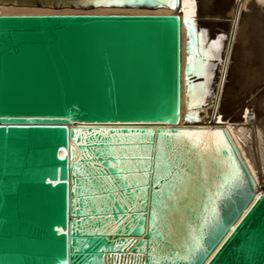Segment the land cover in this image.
Masks as SVG:
<instances>
[{
    "label": "water",
    "instance_id": "1",
    "mask_svg": "<svg viewBox=\"0 0 264 264\" xmlns=\"http://www.w3.org/2000/svg\"><path fill=\"white\" fill-rule=\"evenodd\" d=\"M178 1L0 0L84 11L0 14V264H264V189L226 128L205 146L180 125L182 24L187 121L211 41L177 14L85 13Z\"/></svg>",
    "mask_w": 264,
    "mask_h": 264
},
{
    "label": "bare ground",
    "instance_id": "2",
    "mask_svg": "<svg viewBox=\"0 0 264 264\" xmlns=\"http://www.w3.org/2000/svg\"><path fill=\"white\" fill-rule=\"evenodd\" d=\"M79 1L85 2L86 0H79ZM216 1L217 2H215V0H212L211 3H209L206 12L208 14L217 15L219 13L218 11V6H219L220 7L219 9H222L227 14V17L225 18L226 20L225 23L223 24H219L218 22L216 23V25H218L216 26L217 28L216 31L213 30L212 26H210L211 24L210 25L208 24V21L206 22L205 18L207 17V15H205V13L200 10L199 5H200V2H202V0H179L176 10H173L167 7L155 8L153 10L146 9V8L97 7V8H94L93 10L85 11V13L177 14L182 18L185 17V18L192 20L195 24L196 29H198L199 31L200 30L203 31L204 30L203 28L205 27L206 28L208 27V31L211 30V32L209 33V37L205 36L201 38L203 40L202 44L204 43L206 44L209 40L211 41L210 44L208 45V49L206 53L209 61L207 62L206 67H204V71L202 73L204 76V83L195 84L190 94V106L193 107L191 113L193 115L194 114L197 115V119H196L197 121H201V118H202L204 123L193 122L192 120L187 121L184 117L188 111L187 107L185 106L186 91H185V82H184V75H183V67L185 63V37L186 35H185V28L183 24L181 26V118H180V125L183 126V125L189 124L191 126H195L196 128L199 126L198 128L202 130L196 134H189V136H187L188 138L187 141H189L190 139H194V137L197 136L199 143L201 145L205 144V146L210 144L212 140L216 138H221V132H214V131L211 132L212 129H218L221 127L226 128L232 143L238 150V153L241 156L243 162L245 163L248 171L251 173L254 180L256 181L259 191H261L262 189H264V157H261L260 153L261 155H263L262 153L264 151L262 152V146L260 145L259 147L257 146L255 135H256V132L262 133V130L264 129L263 126H258V124L260 123L257 122L258 119L255 118V115L252 113L251 114L249 113L250 116H248V119H246V116L248 113L244 112V109L243 110L241 109L240 111H238L241 113H236L234 116H232L231 119L229 118L230 122L224 123V120L223 122H221L222 118H220V116L222 115V110H223L221 109L222 103H223V100H225L224 99L225 92L229 85V78H230L231 69L233 65V58H234L235 51H236V48H237V45H238V42L241 36L242 23L243 21H245V18H246V9L248 8L247 7L248 0H216ZM256 1L259 2V0H256ZM237 2H239L240 4L238 11H236ZM194 5H196L198 13L197 12L193 13L192 9L194 8H191V7H193ZM179 9H181V11H179ZM77 13H84V11L81 9L72 8V7L52 9L49 7H34V6H27V5H16V6L7 5L6 6L3 4H0V14L23 15V14H77ZM235 18H236V22L234 24V33L231 38L230 30L232 28V23ZM220 27H221V30H218V28ZM260 35L264 36V30L263 31L261 30ZM254 48H256L254 53H256L257 56L253 60L251 59V66H252V69L255 68L257 70L259 69L257 66H259L262 62H259L256 59L257 57H261L262 54H260V51L257 47H254ZM219 55H221L220 58H219ZM215 67H218V68L216 69ZM238 68L236 67L237 70ZM215 69L218 70V73L216 74L217 76L215 75L216 78L213 79ZM236 69L234 68L233 70L235 71ZM243 71L244 70L240 68L239 75L241 76V78L239 80L243 82L244 80L247 79L246 81H244L245 82L244 88L249 89V87H251L250 85L251 84L253 85V82L251 81V79L249 80L251 82H248V79L251 77H255L253 75H257V74H254V72L252 71L250 75L247 74V76L243 77L244 76ZM257 72H259V70H257ZM242 77L244 79L243 81L241 80ZM213 80H215L214 84L212 83ZM255 80L257 81V79ZM211 83L213 84V92H211V88H212ZM239 85H241V83ZM254 85L252 86V88L253 87L255 88ZM234 86H236V82ZM237 87H240V86H237ZM231 89H233V86ZM231 89H228L227 93ZM232 91L233 90H231V92ZM248 93L246 92V94ZM232 94H230V96ZM235 96L237 97L236 94L234 95V97ZM200 97L202 101H200ZM230 101L232 102L233 100L231 99ZM225 104L227 105V102L224 103V106ZM231 104L233 106L235 103L234 104L231 103ZM231 107L229 106V108ZM227 110L229 109L227 108ZM213 115H214L213 121L210 123L209 121ZM252 117H254V120L251 119ZM253 122H255V124H253ZM262 124L264 125V123ZM232 125H235V126H232ZM185 137L186 135H184V138ZM261 142L263 143L264 141H261ZM59 175H60V172L58 170L54 173L55 179L59 180ZM114 228H115L114 225H108V227L105 229H102L101 232L102 234L111 233L113 232Z\"/></svg>",
    "mask_w": 264,
    "mask_h": 264
},
{
    "label": "rangeland",
    "instance_id": "3",
    "mask_svg": "<svg viewBox=\"0 0 264 264\" xmlns=\"http://www.w3.org/2000/svg\"><path fill=\"white\" fill-rule=\"evenodd\" d=\"M211 1L212 0H202V2H200L199 7H200V10L202 12H204L205 15H207V17L205 18L206 22L208 21V24L209 25L211 24L210 26H212L214 31H216L217 30L216 26H218V25H216V23L217 22L219 24L225 23V21H226L225 18L227 17V14L222 9H219L220 8L219 6H218L219 13L217 15L208 14L206 11H207V7H208L209 3H211ZM215 2H217V1L215 0ZM247 5H248L247 6L248 8L246 9V18H245V21H243V23H242L241 36H240V39H239V42H238V45H237V48H236V51H235V55H234V58H233V65H232L231 74H230V78L231 79L229 78V85L230 86L228 85V88H227V90L225 92V96H224L225 100H223V103H222V108L221 109H223V110H222V115L220 116V118H222L221 122H223V120H224V123L225 122H230V119L232 118V116H234L236 113H241V112H238V111H240L241 109L242 110L244 109V112L248 113L247 116H246V119H248V116H250L249 113L250 114L252 113V114L255 115V118L258 119L257 122L260 123V124H258V126H263V128H264V125L262 124V123H264V36L260 35L261 30L262 31L264 30V0H259V2L256 1V0H248L247 1ZM191 8L195 9V10L192 9L193 13L194 12L198 13L196 5H194ZM191 8H190V10H191ZM224 26H225V24H224ZM203 29H204L203 31H201V30L199 31L197 29V31L200 32L201 38L205 37V36L209 37V33L211 32V30L208 31V27L207 28L205 27ZM218 30H221V27L218 28ZM201 42L203 43L202 39H201ZM254 47H257L259 49V51H260V54H262L261 57H257V59H256L257 61L262 62L259 65L260 67L257 66L259 68V69H257V70H259V72H257V70L255 68L252 69V66H251V59L253 60L257 56L256 53H254V51L256 49ZM220 57H221V55H219V58ZM215 64H217V63H215ZM236 67L237 68L240 67V68H242V70L245 71V72L243 71V73H244L243 77L247 76V74L250 75L252 71L254 72V74L258 75V76L257 75H253V73H252V75L255 76V77H251V78L248 79V82L252 81L253 85L255 84L254 85L255 88L254 87L252 88V86H253L252 84L250 85L251 87H249V89L246 88L247 89L246 90L244 88L245 87L244 86L245 85L244 81H246L247 79L244 80L243 77H242L241 80L242 81L244 80V81L241 82L239 80L241 78V76L239 75L240 68H238V70H239L238 71L236 69ZM215 68L217 69L218 67H215ZM234 68L236 69L235 71L233 70ZM216 69L214 71L213 79L216 78V76H217L216 74L218 73V70H216ZM235 79H236V81H235ZM250 79H251V81H249ZM255 79H257V81ZM214 81L215 80H213V82H212L213 84H214ZM235 82H236V86H234ZM238 83L239 84L241 83V85H239ZM213 84H212L211 92H213ZM232 86H233V89H231ZM237 86H240V87H237ZM228 89H231L233 91L231 92V90H230L227 93ZM244 90L247 93L248 92L249 93L246 94V92ZM234 92L237 95L238 99H237L236 96L234 97V95H235ZM229 93L230 94L233 93L232 94L233 96L232 95L230 96ZM231 99L233 100L232 102L230 101ZM228 100H229V102H228ZM200 101H202L201 97H200ZM226 102H227V105L225 104V106H224V103H226ZM231 103H233V104L235 103V104L232 106ZM229 106L230 107L232 106V107L229 108ZM227 108L229 110L230 109H232V110L229 111V110H227ZM249 119H250V117H249ZM251 119L254 120V117H252ZM252 120H250V121H252ZM261 120H262V122H261ZM231 123H232V121H231ZM253 124H255V122H253ZM232 126H235V125H232ZM262 133L256 132L255 138H256L257 146L258 147H259V145L262 146V152H263L264 151L263 150L264 142L262 143L261 141H264V129L262 130ZM262 154L264 155V152ZM263 155H261V153H260L261 157H264Z\"/></svg>",
    "mask_w": 264,
    "mask_h": 264
}]
</instances>
